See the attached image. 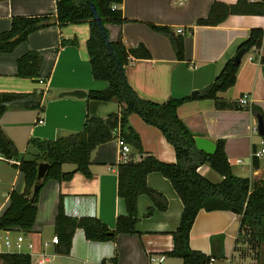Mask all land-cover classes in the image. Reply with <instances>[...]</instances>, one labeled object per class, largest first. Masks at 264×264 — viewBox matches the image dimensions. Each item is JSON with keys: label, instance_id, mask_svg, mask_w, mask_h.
Wrapping results in <instances>:
<instances>
[{"label": "crops", "instance_id": "1", "mask_svg": "<svg viewBox=\"0 0 264 264\" xmlns=\"http://www.w3.org/2000/svg\"><path fill=\"white\" fill-rule=\"evenodd\" d=\"M214 1L233 4L236 0H122L120 9L124 21L107 24L110 40H119L127 48L143 44L149 58L131 57L125 66V76L138 96L162 103L170 98H187L177 107V115L189 130L212 141L224 140L225 153L232 172L252 181L264 182V156L256 158L264 138L253 131L257 127L254 108L264 117V62L263 44L255 47L253 60L242 57L236 72L235 84L218 93L217 99L196 98L198 91L213 82L226 60L236 53V48L252 28L264 30L262 15H229L218 25H196L206 17ZM55 0H0V31L7 30L12 16L55 14ZM151 25L167 27L173 35L182 36L183 59H178L170 38ZM183 33H177V29ZM89 28L86 22L63 27L49 25L28 36L10 53H0V93L24 94L13 102L0 117V126L17 150V156L5 159L0 154V214L8 204V193L23 191L24 179L14 161L31 158L28 153L30 138L55 139L68 132L79 131L87 110L105 117L119 110L116 101L94 102L75 96H58L72 90H102L107 83L96 80L91 71L86 52ZM35 51L41 56L40 79L34 81L16 75L17 58ZM196 92L195 95L191 93ZM247 94V103H240ZM40 96L38 107L32 100ZM114 103V104H112ZM41 122H37L38 119ZM264 121V120H263ZM128 125L138 134L145 153L164 162H175L172 145L158 128L144 122L137 114L128 116ZM256 133V134H255ZM128 144V143H127ZM130 146L135 161L142 158ZM90 176L75 172L66 181L47 180L38 196L35 223L30 232L20 230L0 231L9 236H23L22 252L32 253L31 264L42 254L47 259L41 264H100L115 258V264H149V256L164 255L161 264H182L178 257L165 253L172 249L171 233L176 229L182 203L170 181L152 171L146 176L147 185L161 193L166 201L165 210L157 209L150 198L137 197V233H120L114 240L93 241L85 238L77 228L71 238L68 253L56 251L51 238L54 235V218L58 199L62 196L66 215L92 216L114 228L116 218L125 214L123 200L117 195V169L120 147L117 139L97 146L91 152ZM63 164V171L74 165ZM207 179L218 182L221 176L208 163L198 168ZM152 209L151 214L147 211ZM239 215L229 210L201 209L189 232V246L216 257L211 264L249 263L241 254ZM10 238V236H9ZM13 239L12 241H14ZM31 243V247L27 246ZM12 248V247H11ZM264 247L255 264H264ZM0 252H7L0 249ZM14 252V251H11ZM2 264V262H0Z\"/></svg>", "mask_w": 264, "mask_h": 264}, {"label": "trees", "instance_id": "2", "mask_svg": "<svg viewBox=\"0 0 264 264\" xmlns=\"http://www.w3.org/2000/svg\"><path fill=\"white\" fill-rule=\"evenodd\" d=\"M122 0H55V14L31 16H12L7 30L0 31V53H10L28 36L44 27L57 24L86 22L89 28L86 40L91 76L107 83L102 90H90L86 100L94 102L116 101L119 110L99 117L87 110L82 128L79 131L59 135L55 139L30 138L28 153L31 158H21L16 164L24 179L23 191L15 189L8 193V204L0 214V231L20 230L30 232L37 214L38 196L44 183L53 179L69 180L75 172L89 177L91 172V152L99 145L121 136L142 158L135 161L131 156L126 162H119L117 169V195L123 200L125 214L116 218L114 228H109L96 217H71L65 214L62 196L58 199L54 218V234L58 236L56 251L68 253L71 238L77 228L83 230L84 236L93 241L114 240L120 233H137V197L147 195L159 210L167 208L165 197L150 188L146 183L148 173L155 171L167 178L182 203L179 222L172 235V249L165 253L178 257L182 264H209L215 255H207L193 250L189 246V232L197 213L204 209L229 210L239 215L238 241L242 245L249 244L254 249L255 259L264 247V182L252 181L232 172L224 148V140H215L216 149L207 155L195 146L194 136L177 115V107L186 99L170 98L158 103L141 98L129 85L125 76V66L131 57L149 58L150 53L143 44L135 48H127L119 40H110L107 24L124 21L117 8ZM264 5L260 1L236 0L233 4L214 1L206 17L199 18L196 25H218L229 15H262ZM155 30L166 34L173 45L178 59H183V40L180 35H173L167 27L151 25ZM263 44L264 62V30L252 28L247 37L238 44L236 52L241 48L249 51L253 46ZM41 56L38 52L28 51L16 60V75L34 81L40 79ZM239 63L228 58L208 84L195 95L196 98L217 99L218 93L232 87L236 81ZM24 94L0 93V117L10 108L13 102L23 98ZM32 107H38L40 96L32 100ZM253 112L264 120L260 110ZM137 114L144 122L160 130L165 139L172 145L175 162H164L142 149L138 134L128 125V116ZM264 124V121H263ZM264 138V134L262 135ZM0 154L5 159L17 156V150L10 138L0 126ZM41 162L48 163L45 174L37 178V167ZM71 163L75 167L63 171L62 165ZM208 163L210 168L221 176V180L213 182L198 172V168ZM38 191L33 196V187ZM152 209L147 211L151 214ZM248 248H241V254L247 256ZM116 263L115 258L102 260ZM2 264H31L28 253L0 252Z\"/></svg>", "mask_w": 264, "mask_h": 264}, {"label": "built area", "instance_id": "3", "mask_svg": "<svg viewBox=\"0 0 264 264\" xmlns=\"http://www.w3.org/2000/svg\"><path fill=\"white\" fill-rule=\"evenodd\" d=\"M250 1L251 2L260 1L264 5V0H250ZM177 33L181 34V33H183V30L180 28L177 29ZM255 50H256L255 47H252L249 51L255 52ZM249 51H246V53L243 55V57H246L248 60H253V55ZM248 99H249L248 95L244 94L240 99V103L245 104V103H247ZM41 121L42 120L40 118L37 120V122H41ZM253 131L256 132L257 127H254ZM116 139H117V143L120 147V162H126L129 159L130 146L125 142V140L121 136H118ZM253 156L256 158H260V157L264 156V143L262 144V147L259 150L253 151ZM14 162L18 163V161H14ZM22 241H23L22 235H18L14 241H12L9 238V236H5L4 237V243H3L4 246L6 247L5 251H7V252L14 251L17 253L22 252L21 251L22 250ZM51 241L53 244H57L58 243V236L54 234L51 238ZM27 246L30 248L31 243H28ZM28 254L30 256H32V253H28ZM46 259H47V256L45 254H42L40 256V258L38 259V262L41 264ZM163 260H164V255H160V256L151 255V256H149V264H161ZM213 260L214 259L212 258L210 260L209 264H211L213 262ZM106 264H113V263L108 260ZM243 264H251V263H243Z\"/></svg>", "mask_w": 264, "mask_h": 264}, {"label": "water", "instance_id": "4", "mask_svg": "<svg viewBox=\"0 0 264 264\" xmlns=\"http://www.w3.org/2000/svg\"><path fill=\"white\" fill-rule=\"evenodd\" d=\"M245 53H246V49L241 48L232 56V61L234 63H240ZM195 93L196 92H193L191 93V95L193 96L195 95ZM64 95L75 96L77 98H87V93L84 92L83 90H72V91H67V92H61L58 94V96H64ZM190 132L194 136L195 146L198 150L203 151L207 155H212L214 153L216 149V144L214 141H212L211 139L207 137L201 136L200 134L195 133L191 130ZM257 132L260 135L264 134V124L260 116H257ZM47 166H48V163L46 162H41L38 164V167H37V178L38 179H41L44 176ZM37 191H38V185H35L33 187L32 195L34 196L37 193Z\"/></svg>", "mask_w": 264, "mask_h": 264}, {"label": "rangeland", "instance_id": "5", "mask_svg": "<svg viewBox=\"0 0 264 264\" xmlns=\"http://www.w3.org/2000/svg\"><path fill=\"white\" fill-rule=\"evenodd\" d=\"M112 104H114V103H112ZM256 134V133H255ZM67 164H69L68 166H70V165H73V164H71V163H67ZM15 235L16 234H14V233H11V234H9V236H10V239L11 240H13V239H15ZM4 234H0V249H6V247L4 246ZM242 248H248V250H247V258H248V260L250 261L249 263H251V264H255V263H253V262H255L254 261V257H255V253H254V249H251L250 248V246H249V244H245V245H242ZM264 251V250H263ZM31 257V256H30ZM33 264H38L37 263V261L34 259L33 260Z\"/></svg>", "mask_w": 264, "mask_h": 264}]
</instances>
